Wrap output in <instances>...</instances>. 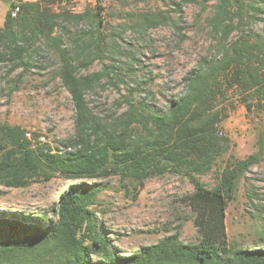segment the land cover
I'll return each mask as SVG.
<instances>
[{
	"label": "trees",
	"instance_id": "16d2710c",
	"mask_svg": "<svg viewBox=\"0 0 264 264\" xmlns=\"http://www.w3.org/2000/svg\"><path fill=\"white\" fill-rule=\"evenodd\" d=\"M54 1L12 4L19 9L15 17L8 11L0 26V62L10 61L12 68L26 69L32 56L29 45L41 39L58 58L57 76L74 108V135L62 142V147L53 149L40 142L37 133L27 136L28 131L19 125L0 123V185L25 187L57 175L74 180L120 175L142 185L153 175L180 173L193 186L181 200L194 213L199 239L185 243L175 232L123 255L90 208L96 201L98 184L80 181L68 186L59 197L50 218L0 212V264H264V238L262 246L235 248L225 227L235 181L257 163L258 154L226 164L212 188L199 177L213 168L228 147V138L218 128L222 110L215 109L226 99L227 90L240 92L245 102L263 104L264 35L241 31L214 56L203 57L184 76L181 93L165 110L126 101V109L105 123L93 113L86 93L101 77L122 67L108 64L88 75L79 70L105 51L121 54L117 41L108 47L100 45L102 37H94L101 23L96 13L92 17L97 27L80 35L89 32V39L73 40L70 48L64 47L62 34L55 31L62 14L44 4ZM229 7L234 8L232 17ZM250 11L264 13V0H221L212 24L216 28L225 17H237V25L222 24L225 39L245 16H255L249 15ZM143 21L146 26L158 22L149 17Z\"/></svg>",
	"mask_w": 264,
	"mask_h": 264
},
{
	"label": "rangeland",
	"instance_id": "374dc122",
	"mask_svg": "<svg viewBox=\"0 0 264 264\" xmlns=\"http://www.w3.org/2000/svg\"><path fill=\"white\" fill-rule=\"evenodd\" d=\"M34 0H0V26L13 3ZM51 0H46L50 2ZM221 0H55L46 4L60 13L63 46L73 40H87L95 29L110 45L117 41L121 54L102 53L81 74L102 71L108 64L121 65L120 70L101 77L86 93V100L102 122H111L128 106L126 101L152 104L165 110L183 89V78L203 57H212L223 45L237 39L241 31L264 35V13L245 16L224 39L222 24L237 25V17H225L216 28L213 19ZM64 14V16H63ZM82 15L83 18H77ZM67 17V18H65ZM156 19L153 26L144 19ZM35 38H32L34 41ZM80 41V40H79ZM31 57L26 69L12 68L10 61L0 62V123L19 125L34 132L39 141L56 149L74 135V108L65 87L57 76L58 58L41 39L29 45ZM114 57V59L110 58ZM110 70V67H108ZM221 119L218 128L228 138V147L213 168L200 175L207 188L216 184L222 168L235 160L257 153V163L239 175L234 196L228 202L225 227L229 243L235 248L262 246L264 238V101H244L240 92L229 89L226 99L217 103ZM97 183L99 191L91 205L96 222L123 255L139 246L150 245L165 235L177 232L185 243L199 239L193 224L194 213L181 197L193 186L184 175L172 171L136 180L109 175L91 179H70L57 175L50 180L33 182L25 187L0 185V212L25 218L34 215L51 217L52 207L74 183ZM51 264V263H46Z\"/></svg>",
	"mask_w": 264,
	"mask_h": 264
},
{
	"label": "built area",
	"instance_id": "2783aa9c",
	"mask_svg": "<svg viewBox=\"0 0 264 264\" xmlns=\"http://www.w3.org/2000/svg\"><path fill=\"white\" fill-rule=\"evenodd\" d=\"M18 9H19L18 6H14V7L11 8L10 14H11L12 17L16 16V14L18 12Z\"/></svg>",
	"mask_w": 264,
	"mask_h": 264
}]
</instances>
